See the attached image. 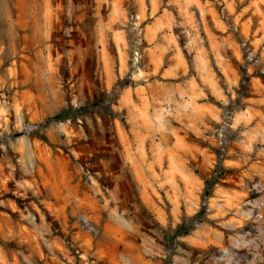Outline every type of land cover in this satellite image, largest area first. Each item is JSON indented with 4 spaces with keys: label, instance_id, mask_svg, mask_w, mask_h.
Segmentation results:
<instances>
[{
    "label": "rangeland",
    "instance_id": "374dc122",
    "mask_svg": "<svg viewBox=\"0 0 264 264\" xmlns=\"http://www.w3.org/2000/svg\"><path fill=\"white\" fill-rule=\"evenodd\" d=\"M0 264H264V0H0Z\"/></svg>",
    "mask_w": 264,
    "mask_h": 264
},
{
    "label": "trees",
    "instance_id": "16d2710c",
    "mask_svg": "<svg viewBox=\"0 0 264 264\" xmlns=\"http://www.w3.org/2000/svg\"><path fill=\"white\" fill-rule=\"evenodd\" d=\"M64 115L58 114L56 116L50 117L45 121V124L62 121L64 119ZM224 175L222 165L215 168L210 178L205 180V188L202 196V207L199 213L194 216L186 218L173 232L172 236H170V241L174 242L178 237L188 236L193 230L195 224L202 223L206 218L207 212V203L209 198L213 194L214 187L219 184L221 177Z\"/></svg>",
    "mask_w": 264,
    "mask_h": 264
}]
</instances>
